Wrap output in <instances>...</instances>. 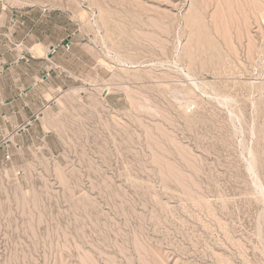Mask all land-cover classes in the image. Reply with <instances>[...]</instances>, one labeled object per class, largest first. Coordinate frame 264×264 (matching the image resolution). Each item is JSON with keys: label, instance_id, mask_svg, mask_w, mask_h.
Listing matches in <instances>:
<instances>
[{"label": "rangeland", "instance_id": "obj_1", "mask_svg": "<svg viewBox=\"0 0 264 264\" xmlns=\"http://www.w3.org/2000/svg\"><path fill=\"white\" fill-rule=\"evenodd\" d=\"M20 55L0 264H264V2L0 0Z\"/></svg>", "mask_w": 264, "mask_h": 264}, {"label": "crops", "instance_id": "obj_2", "mask_svg": "<svg viewBox=\"0 0 264 264\" xmlns=\"http://www.w3.org/2000/svg\"><path fill=\"white\" fill-rule=\"evenodd\" d=\"M35 58H22L21 55L15 57L14 59L10 60H0V77L5 76L8 73H14L19 74L20 72H23L26 69V66H30L35 61L33 60ZM13 79H17L14 75ZM28 92L22 91H16L15 98L13 100L17 101L22 98L23 95H27ZM12 101L8 102L6 106H12ZM5 109V108H4Z\"/></svg>", "mask_w": 264, "mask_h": 264}, {"label": "bare ground", "instance_id": "obj_3", "mask_svg": "<svg viewBox=\"0 0 264 264\" xmlns=\"http://www.w3.org/2000/svg\"><path fill=\"white\" fill-rule=\"evenodd\" d=\"M262 2H264V0H261ZM51 48V47H50ZM49 48V49H50ZM51 50V49H50ZM250 153V151H248V154ZM252 164L253 163H251V160H248L247 159V170H248V172H249V174L251 175V178H252V183H253V185L255 186V189L257 190V192L259 193V195H261V196H264V192L262 191V189H261V187H260V185H259V183H258V181H257V179H256V175H255V173H254V169H253V166H252ZM261 200H263V199H261ZM261 202H263V201H261Z\"/></svg>", "mask_w": 264, "mask_h": 264}, {"label": "built area", "instance_id": "obj_4", "mask_svg": "<svg viewBox=\"0 0 264 264\" xmlns=\"http://www.w3.org/2000/svg\"><path fill=\"white\" fill-rule=\"evenodd\" d=\"M51 47H52V48H51L50 51L53 52L58 46H54V45H53V46H51ZM21 57H22L23 59H24V58L26 59V57H25L24 55H21ZM30 58H34V56H33V55H30Z\"/></svg>", "mask_w": 264, "mask_h": 264}]
</instances>
